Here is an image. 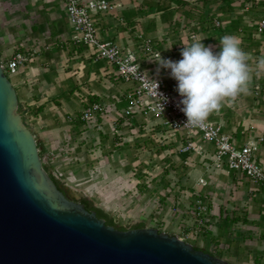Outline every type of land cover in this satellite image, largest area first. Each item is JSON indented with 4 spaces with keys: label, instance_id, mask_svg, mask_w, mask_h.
<instances>
[{
    "label": "crops",
    "instance_id": "crops-1",
    "mask_svg": "<svg viewBox=\"0 0 264 264\" xmlns=\"http://www.w3.org/2000/svg\"><path fill=\"white\" fill-rule=\"evenodd\" d=\"M108 1L117 7L111 14L98 16L97 27L100 39L110 40L120 47L133 48L137 47L142 39L151 38L154 41V51L160 53L162 58L173 61L179 60L176 54L180 55L181 52L178 49L180 46L176 45L181 40V36L177 35L180 28L188 26L191 27V32H194L200 21L209 22L217 15H226L229 19L223 27L224 36H235L240 40L241 48L249 54L248 63L253 69L252 79L257 82L264 81V70L256 68L257 59L264 57V34L257 35L254 24L256 22L247 24L245 20L247 16L255 15L253 12H248L253 5L261 4L264 12V3L239 0L241 17H236L234 22L230 15L233 11H238V8H233L236 6L235 0ZM199 6L203 7L202 12ZM6 10L7 14L15 16L17 20H22L29 11L37 14L35 18L30 17V35L25 34L26 30L20 31V37L16 42L3 40L2 37L0 44L7 42L8 45L13 44V48L23 51L37 50L35 57L25 66L20 67L13 76L17 80V85L12 80L11 83L18 101L22 102L19 105L22 110V120L33 133L37 144L42 145L43 151L48 135L63 133L65 136L71 134L74 138L73 133L81 132L84 123L79 120V116L82 109L92 102L99 101L104 104L106 111L102 117L119 116L127 105L125 96L132 90L134 84L114 76L113 70L104 60L94 59L91 48L73 39L75 33L66 19L63 0H36L33 6H14ZM207 11H210L209 17L206 16ZM192 37L191 35L189 38L195 39V36ZM209 38L210 36L207 42H211ZM215 38L218 36L212 40ZM193 42L195 41L192 40L191 43ZM0 55L7 58L12 54L5 53L0 47ZM155 59L156 57L144 60L142 64L144 70L149 74L160 76L167 86L176 89V81L170 78L167 70L161 69L157 74ZM262 100L264 101V98ZM37 108L39 112L32 115V110ZM259 109L262 110L255 114L249 99L232 108H228L225 103L218 112L209 115L208 119L220 123L221 119H225L224 132L234 138L237 146L247 143L256 144V139L264 136V107L261 106ZM134 117L149 121L139 115ZM30 125L33 129L29 127ZM97 134L100 135V132ZM171 135H178L179 140H182L180 134L171 133ZM39 138L42 139L41 143ZM194 141L196 146L202 142L198 138ZM205 145L207 146L204 147L212 150V146ZM256 145L257 161L264 163V142ZM199 149L198 147V151L193 152L198 155L199 151H202ZM199 181H204L205 184L198 185ZM195 186L198 187L200 195L206 198L212 218L223 220L220 221L222 229L219 227L218 236H215L216 232L210 235L217 237L213 242L220 244L222 237L224 239L231 235L229 230H238L235 235L242 233L240 237L230 236L233 240V242L230 240V245L237 246L232 255L236 263L245 264L247 260H251V256H255L254 264H264V192L254 189V186L241 174L227 173L224 170H218L212 175H202ZM195 186L193 185L192 189L195 190ZM232 218L239 221L234 223ZM238 241L242 244L239 245ZM227 247L229 249L230 246ZM202 250L210 252L208 249Z\"/></svg>",
    "mask_w": 264,
    "mask_h": 264
},
{
    "label": "rangeland",
    "instance_id": "rangeland-1",
    "mask_svg": "<svg viewBox=\"0 0 264 264\" xmlns=\"http://www.w3.org/2000/svg\"><path fill=\"white\" fill-rule=\"evenodd\" d=\"M35 1L0 0V33L3 32L0 38L16 42L20 37V31L26 30L24 33L30 35V17L35 18L37 14L29 11L30 13L26 12L22 20H17L15 16L7 14L6 9L14 8V6H33ZM253 2L264 3V0H253ZM234 4L236 6L233 8H238V11H233L230 16L235 22L236 17H241V6L238 5L239 0H235ZM199 8L202 12L203 7L199 6ZM261 8V4L249 8L248 12H253L255 15L247 16L245 19L247 24L257 23L259 18L264 16ZM201 12L200 14H202ZM209 13L210 11H207V17H209ZM227 19L229 18L226 15H217L209 22L202 20L199 22L200 25L195 27L194 32H191V27L188 26L180 28L177 35L181 36V40L176 43L177 46H180L178 49L182 50L184 46L191 44L192 40L195 42L202 40L201 42L205 46H212L214 51H219L220 36H224L223 27L226 26ZM191 35L195 36V39H190ZM208 36H210L211 42H207ZM217 36L218 38L212 40ZM159 41L161 42V40ZM8 44L7 42L2 43L0 47L5 53L11 55L16 49L13 48V44ZM140 45L141 42L137 47ZM176 55L180 59L179 53ZM5 58L6 56L1 57L0 55V60ZM141 59L144 57L142 56ZM7 77L17 85L16 78ZM262 98H264V81L257 82L252 79L250 94L241 95L235 101L225 103L228 108H232L249 99L251 108L257 114L262 110L259 108L264 107ZM20 104L22 102L18 101V105ZM20 110L18 113L22 115V110ZM237 116L239 117V115ZM220 121L223 124L225 119ZM113 122H119L121 125L114 128ZM29 127L32 128L31 125ZM98 132L100 135L97 134ZM73 135L74 138L71 134L65 136L63 133L48 135L49 138L44 142L45 149L42 151L41 157L45 162L43 166L58 176L69 190L70 195L76 193L83 198L92 200L95 206L114 218L117 224L127 228L144 223L145 228L151 227L168 235L180 236L179 225L184 220V225L189 233L186 241L194 247L214 251L212 247L219 243H214L213 240H216L217 237H210V235L212 232H216L215 236H218V230L222 229L221 222L223 220L220 222L212 218L211 230L205 238L202 235L203 232H194L195 227L189 217L184 218L182 213L177 214L179 211L185 210L186 206H191L194 203V198L201 194L198 192V187L195 186L200 177L216 172L211 163L213 149L209 150L208 147H204L207 145L199 142L197 146L200 148L199 150H202L199 151L200 154L197 155L191 151L182 155L180 151L184 147V143L179 140L178 135H171V132L162 129L155 120L144 121L135 117L125 122L119 119V116H101L97 125L87 126L84 124L82 131L73 133ZM39 141L41 143L42 139L39 138ZM143 142H146L147 145L143 146ZM139 145L140 147H138ZM41 146L40 144L39 151L42 150ZM160 148L162 152H156ZM173 166L174 168H172ZM166 170L168 172L165 173ZM193 185L195 190L192 189ZM198 185L204 184L199 181ZM175 208L178 211H175ZM237 231L229 230L230 236L232 238L240 237L242 233L235 235ZM230 236L221 238L222 243L219 244L221 246L217 249L220 252L219 258L230 264H238L232 256L237 246L230 245V240H232ZM238 244L242 243L238 241ZM228 245L232 249L230 247L228 249ZM254 257L251 256V260H247L245 264H254Z\"/></svg>",
    "mask_w": 264,
    "mask_h": 264
},
{
    "label": "water",
    "instance_id": "water-1",
    "mask_svg": "<svg viewBox=\"0 0 264 264\" xmlns=\"http://www.w3.org/2000/svg\"><path fill=\"white\" fill-rule=\"evenodd\" d=\"M0 264L229 263L155 228L105 226L68 199L43 168L0 66Z\"/></svg>",
    "mask_w": 264,
    "mask_h": 264
},
{
    "label": "built area",
    "instance_id": "built-area-1",
    "mask_svg": "<svg viewBox=\"0 0 264 264\" xmlns=\"http://www.w3.org/2000/svg\"><path fill=\"white\" fill-rule=\"evenodd\" d=\"M63 5L66 19L75 33L73 39L77 43L91 48L94 59L104 60L113 70L114 76L134 84L132 90L125 96L127 105L119 113V119L128 122L135 115H139L145 120L158 121L163 129L182 136L184 143V147L180 151L182 155L198 150L194 141L195 138H198L203 143L212 146L211 163L216 171L224 170L227 173L241 174L254 186V189L264 192V163L257 161L256 158L258 150L256 144L264 142V136L258 137L256 144L247 143L237 146L234 138L224 132V126L220 122H213L207 118L202 126H185L186 117L180 111L179 100L181 97L176 90L167 86L160 76L149 74L143 68V61L151 60L157 54L154 51V41L151 38L142 39L141 45L133 48L120 47L110 40L100 39L97 27L98 16L111 14L117 7L108 0H63ZM255 31L257 35L264 34V16L257 21ZM36 54V49L23 51L18 48L10 57L0 60L1 69L6 77H12ZM142 56L144 59H141ZM149 78L158 81V93L167 97L166 103L161 101L163 103L162 112L158 107V100L153 92L154 86L150 83ZM104 111H106L104 104L99 101L92 102L82 109L79 120L87 126H95ZM119 125H121L119 122H113L114 128ZM41 160L44 164L42 158ZM52 174L59 179L54 172ZM201 183L205 184L202 181ZM175 211L178 209L175 208ZM180 213L184 218L189 217L193 221L194 232L204 233L211 230L212 216L204 196L198 194L194 203L191 206H186L185 210L179 211L177 214ZM179 229L180 236L176 237L187 242L189 233L184 225V220L179 225ZM220 246L219 244L213 246L214 251L210 250V252L216 253Z\"/></svg>",
    "mask_w": 264,
    "mask_h": 264
},
{
    "label": "clouds",
    "instance_id": "clouds-1",
    "mask_svg": "<svg viewBox=\"0 0 264 264\" xmlns=\"http://www.w3.org/2000/svg\"><path fill=\"white\" fill-rule=\"evenodd\" d=\"M202 41V40H201ZM196 41L184 46L181 59L173 61L156 54L157 74L167 70L176 81L180 111L186 117L185 126L199 127L209 115L218 112L225 102L235 101L241 95L250 94L253 69L249 66V54L240 46L235 36H224L219 42V51ZM256 68L264 70V57L256 61ZM259 74V72H257ZM158 107L163 111L167 97L158 93L159 83L149 78Z\"/></svg>",
    "mask_w": 264,
    "mask_h": 264
},
{
    "label": "trees",
    "instance_id": "trees-1",
    "mask_svg": "<svg viewBox=\"0 0 264 264\" xmlns=\"http://www.w3.org/2000/svg\"><path fill=\"white\" fill-rule=\"evenodd\" d=\"M20 106L18 105V110H20ZM21 111V110H20ZM39 112V108H37L36 110H32V115H36L37 113ZM21 116V115H20ZM23 117V116H22ZM143 146H146L147 143L146 142H143L142 144ZM37 147L39 149V144H37ZM140 147V145L138 146ZM42 151L43 150H40L39 151V155H40V158L42 157ZM156 152L158 153H161L162 152V149H158L156 150ZM43 168L45 169V171L47 172L48 176L50 177V179L53 181V183L56 185L57 189L59 191H61L65 196L69 195V190L66 188V186L64 185L63 182H61V180L57 179L53 174L52 172H50L47 167L43 166ZM174 168V166L172 167ZM168 172V170L165 171V173ZM81 203L82 205L84 206V208L87 210V211H94L96 213V215L102 219H104L106 221L107 224L115 227L116 229H118L119 231H126V230H132V229H141V228H145V225L144 223H138L132 227H123L122 225H119L115 222L114 218H112L109 214H107L104 210H102L101 208L95 206V204L93 203L92 200H89L87 198H81ZM232 221L234 223H237L239 220H237L236 218H232ZM243 222H246L245 220H243ZM209 234V232H204L203 233V236H207ZM196 250H201V251H204L206 253H209L213 256H216V257H220L219 254H215V253H212V252H208V251H205V250H202V249H199L197 247H194Z\"/></svg>",
    "mask_w": 264,
    "mask_h": 264
},
{
    "label": "flooded vegetation",
    "instance_id": "flooded-vegetation-1",
    "mask_svg": "<svg viewBox=\"0 0 264 264\" xmlns=\"http://www.w3.org/2000/svg\"><path fill=\"white\" fill-rule=\"evenodd\" d=\"M66 197H67L68 199H70V200L75 201L76 203H80V204H82V203H81V198H82V197L79 198V199H75V198H73L70 194L67 195ZM83 207H84V206H83ZM84 209H85V208H84ZM85 210H86V209H85ZM86 211H87V210H86ZM87 212H89V213H95L94 211H87ZM95 216H96L97 219L102 220V221L104 222V225H105V226L113 227V226L107 224L106 221H105L104 219L98 217V216L96 215V213H95ZM113 228L116 229L115 227H113ZM117 230H118V229H117Z\"/></svg>",
    "mask_w": 264,
    "mask_h": 264
}]
</instances>
